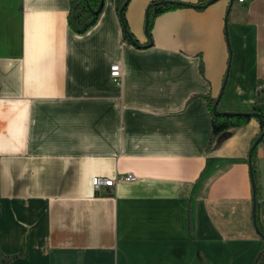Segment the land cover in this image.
<instances>
[{"label": "crops", "instance_id": "obj_1", "mask_svg": "<svg viewBox=\"0 0 264 264\" xmlns=\"http://www.w3.org/2000/svg\"><path fill=\"white\" fill-rule=\"evenodd\" d=\"M155 1L127 7L142 45ZM176 1L202 8L158 16L140 49L115 0L84 33L71 0H0V250L17 264H254L264 249L261 123L208 149V98L250 112L264 82V0ZM256 166L264 228V143Z\"/></svg>", "mask_w": 264, "mask_h": 264}, {"label": "trees", "instance_id": "obj_2", "mask_svg": "<svg viewBox=\"0 0 264 264\" xmlns=\"http://www.w3.org/2000/svg\"><path fill=\"white\" fill-rule=\"evenodd\" d=\"M130 0H115V7L121 26L123 28V40L129 45H134L137 48H147L152 45V31L155 19L167 12L178 9L195 7L202 8L198 5L188 4L176 0H159L152 2L146 13V31L149 38L148 45H142L135 38L129 29L126 12ZM105 0H71V10L69 13V26L77 33H84L94 26L99 19L100 13L103 9ZM220 98H208V107L212 116V135L209 143V150L213 149L219 141L229 135L233 130L239 129L248 125L252 120H257L261 123L262 133L253 142L250 151V164L252 169V184L255 196L253 199L254 216L257 230L264 241V228L258 220L259 214V176L256 166V150L259 145L264 143V82H259V92L255 99L254 108L250 112H235L222 111L219 106ZM217 105V110L214 107ZM260 140L258 146L257 141ZM1 214V204H0ZM21 256H7L0 250V261L3 264H17V259ZM254 264H264V249L256 256Z\"/></svg>", "mask_w": 264, "mask_h": 264}, {"label": "built area", "instance_id": "obj_3", "mask_svg": "<svg viewBox=\"0 0 264 264\" xmlns=\"http://www.w3.org/2000/svg\"><path fill=\"white\" fill-rule=\"evenodd\" d=\"M246 0H239V2L244 3ZM123 76L122 66L120 64H115L111 67V77L117 84H121ZM120 181H135L136 177L133 174H128L121 176ZM118 183V178H106V177H95L92 181L93 188L96 192H100L103 189L113 190Z\"/></svg>", "mask_w": 264, "mask_h": 264}, {"label": "water", "instance_id": "obj_4", "mask_svg": "<svg viewBox=\"0 0 264 264\" xmlns=\"http://www.w3.org/2000/svg\"><path fill=\"white\" fill-rule=\"evenodd\" d=\"M216 0H212L210 3L215 2ZM229 13V12H228ZM214 110H217V105L214 107ZM261 138L257 141L256 146H258L259 142H260ZM251 176H252V169H251ZM254 196H255V191H254Z\"/></svg>", "mask_w": 264, "mask_h": 264}]
</instances>
